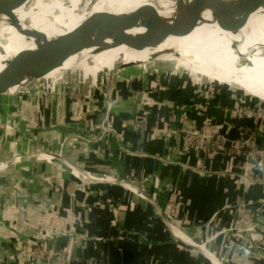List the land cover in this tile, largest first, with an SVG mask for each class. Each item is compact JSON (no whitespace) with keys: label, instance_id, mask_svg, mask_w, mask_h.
<instances>
[{"label":"crops","instance_id":"crops-1","mask_svg":"<svg viewBox=\"0 0 264 264\" xmlns=\"http://www.w3.org/2000/svg\"><path fill=\"white\" fill-rule=\"evenodd\" d=\"M125 53L127 54L126 51ZM119 56L118 52L109 53L105 56V59L113 57L114 59H118ZM202 57L200 55L194 56L196 59L200 58L204 62L203 64L206 63V66L199 64L201 66L197 67V70L201 72L200 75L198 74V78H206V80L211 81L212 78H210V72L207 67H216L218 62H215L213 59L209 60L212 56ZM101 58H103V54H101L99 59ZM97 60L94 66L90 67V70H99L103 66H95L98 65L96 64ZM186 61L191 60L181 59L163 62L169 65L173 62L175 68L172 72L175 73L178 69H183L184 65L189 64ZM201 67L203 70L200 69ZM218 68H221V65ZM145 70L148 71L150 69ZM145 70L129 71L118 77L113 76V74L106 76V80L116 81V79H119L118 84L114 85L115 89L107 93L110 96V101L118 104V106L112 110L109 119L110 126L115 130L116 134L108 133L107 137L103 140H98L97 138L99 136L97 125L101 115L99 116L97 111V107L99 106L96 105L100 99L104 101L103 94H100L99 97H94V103L83 102L81 104L82 101H78V105L75 102H69L68 104H64L62 108L60 104L63 102V99H70L65 97L66 94L48 100L25 102L23 104L41 102L56 105L57 107L52 109L53 113L51 115L57 120L52 121L50 116H47V122L44 121L45 125H47L46 128H48L47 133L53 128L56 134L62 135V137L72 132L89 137L86 141L80 140L75 143L68 141L66 143V151L64 152L65 155L78 166L93 172V175L102 174L107 170L109 174L117 177L128 178L130 176L136 178L138 185L148 194H155L153 196H156L155 201L159 208L149 202H145L144 199H140L138 193L136 195L120 189L114 184L112 187L88 186V182L90 183V181L84 182L86 181L85 177L82 176L84 180L82 178H73L66 171L68 169L64 167L60 168L44 163H28L27 161H23L24 166L22 169L12 171L9 167L14 166L7 164L5 167H2V169L6 170V173L0 174V264H16V258V260L19 259L21 264L23 262L25 264H32L21 253L24 250L23 247L28 243L26 238L32 236L37 230H56L58 234L67 232L73 234V236L62 235L53 242H48L49 245L54 246L58 250H68L70 254L82 257L80 262L72 261L69 264H210L204 256L193 252L191 249L173 240L159 212H162L169 220L172 218L181 220L186 225V229L184 227V230L190 236L196 238V234H200L204 226H209L211 222L215 223L212 218L216 211L220 213V216L216 219L221 222L222 226L227 225L232 219H237L238 213L243 208L241 204L242 198L249 201L250 205H246V207L251 209L254 221L259 226H264V182L262 184H260L261 182H258L259 184H247L248 187L243 186L242 188L239 184L240 182L236 179L235 182L228 179L229 183L221 176H199L191 171L182 170L180 163L185 162V160L194 161L193 156H186L185 158V155L182 154V140L176 141V139L169 137L168 144L167 140L152 137L150 134L151 129L154 125L158 127L159 120L169 121V116L163 115L162 110H157V107L153 108L155 106L153 100L163 98L162 101L168 102L169 99L173 98L176 99L175 103L177 105L185 104L184 106H187L188 98L191 96L188 87L192 84L183 80L180 86L167 84L168 86L152 92V85L148 80L150 76L143 72ZM183 70L188 72L187 68ZM212 70L211 72L213 73L220 72L215 68ZM248 75L242 80L245 83L243 85H240L238 80H232L233 77L228 76L229 83L226 81V85L239 87L244 92L243 99L247 100L243 105H247L248 109H255V106H252L251 99H258L264 103V94H262L264 93V86L263 89H259V93L256 94L255 92L254 94L252 84L255 83H253V79L258 80L256 82L258 85L259 78H251ZM129 79L130 83L128 84ZM232 81L238 82L237 85H234ZM169 82H171V79ZM172 83H174V79ZM129 87L130 89H128ZM134 88L142 90L143 102H139V105H143L145 109H149L151 114L150 121L147 124L140 125L137 128L138 130L134 128V124L131 122L133 114L127 109L131 104L134 105L135 98L130 96V90ZM153 88H156V86L153 85ZM225 103L222 101L220 105H224ZM93 105L96 108L93 109L94 112L90 110V107H93ZM243 105L241 104L242 107ZM140 106L139 109H141ZM214 111L216 114L222 115L223 121L226 118L228 123L233 124V128L229 129V133L233 130L235 136L241 134L242 130L245 131V134L252 132V130L253 132L256 131L257 143L261 149H264V124L258 123L252 125L249 123L251 126H248L247 123L242 122L241 118H235V115L233 116V121H231L227 117L228 114H224V112L216 108ZM10 112L11 108L0 106V119L9 116ZM184 118L185 116L176 118L174 122L182 124V119ZM188 118L194 119L192 111H189ZM195 120L197 121V119ZM215 121L217 120L215 119ZM247 121L249 120L247 119ZM2 125L4 124H0V126ZM159 126L157 128L159 131L167 129L164 126ZM173 126L175 127V125ZM11 145V141L5 144L4 148L0 151V157H8L11 151H13ZM168 145L171 146V150L169 151L166 149ZM122 147L130 151L127 150L125 152L124 148L122 151ZM53 149H59V144L55 143ZM47 152L50 151L47 150ZM254 155L256 161L260 162H257L255 166L250 165L251 167L247 169L255 172V178L264 180V158L256 154ZM238 160L239 162L235 164L236 170L240 167V161L242 162L241 157H238ZM163 163H170V165ZM197 163L202 165V167L208 165L206 168H210L207 162L206 165H203L202 162ZM225 166V164L221 166L217 163L213 168L222 171L225 169ZM33 167L39 168L42 175H47V177L52 179V183L56 184L58 188L55 186L51 187V184L36 179V175H33L28 170ZM8 170H10L9 173H7ZM55 170L58 171L56 172ZM18 171H22V173L20 174ZM18 175L22 179L20 178L19 182L12 183L11 185L10 179H16ZM249 175L253 177V174ZM102 178H105V181H107L106 179H111L107 175L102 176ZM74 179L81 181V186L88 189V191H85L87 195L75 190V192L71 193L73 197L71 196L67 189L71 187L72 182L75 183L76 180ZM155 181L159 183L158 187L163 190L162 193L156 191L158 187L155 186ZM104 183L103 181L99 184ZM231 184H234V186ZM236 184L238 185L236 186ZM6 185L11 186L6 188ZM129 188L131 189L132 187ZM165 190L170 192L172 190H179L182 195L185 194V199H183L186 204L185 210L181 211V213L177 212V209L170 204V195ZM96 199H98V205L95 203ZM177 199L178 197H176ZM77 201L82 205L84 204V208L87 205L88 211L85 212L83 208L80 209V205L76 203ZM238 201L239 203H237ZM227 203L233 204L234 207L230 211L221 212L220 208ZM92 238H101V240L91 241L90 239ZM202 239L203 237H201ZM217 244L211 243L210 249L218 252L219 246ZM252 247L248 249H252ZM258 247L262 251L247 252L250 256H247L245 253L238 256L232 254V252H228L224 257L222 255V260L226 262L228 259V264H264V241ZM207 251L211 258H213L210 250L208 249ZM217 255L220 256L219 254ZM246 257L249 258L247 259ZM86 259L91 262L85 261ZM33 264L46 263L37 261Z\"/></svg>","mask_w":264,"mask_h":264},{"label":"rangeland","instance_id":"rangeland-1","mask_svg":"<svg viewBox=\"0 0 264 264\" xmlns=\"http://www.w3.org/2000/svg\"><path fill=\"white\" fill-rule=\"evenodd\" d=\"M59 1H62V0H59ZM169 1H174V0H169ZM92 2L93 0H82L79 5L78 11L79 12L85 11L86 9L89 8V5H91ZM68 5L69 3L65 2V6L67 7ZM112 11L115 13H123V11H126L125 13L129 12L127 11L126 8L120 5L113 6ZM251 32H254V31H251ZM253 37H255L254 39H256L259 42L260 41L264 42V31H255V34H253ZM51 41L52 40L49 39L46 42V44H43L42 46H39L37 48H43L47 46L48 43H50ZM116 52H118V54L120 55H123L124 61L129 62V59L131 56L128 54V52H127V55L125 54V51L123 50L116 51ZM109 53L113 54L115 52L106 51V53L103 55V58L97 60L96 64L98 65H95V66H99V65L111 66L117 59H114L113 57L110 60L109 59L106 60L105 56H107ZM200 56L201 57L203 56L202 58H204L205 56L206 57L212 56V58L209 57L210 58L209 60L213 59L215 60V62H218L216 67L210 66V65H209L210 67H207V69L210 72V78H212L211 81L206 80V78H201V77L198 78V74L200 75L201 72L197 70V67L201 66L199 64L204 63L200 60V58L198 60L190 59L191 61H186L189 64L184 65L183 69L187 68L188 72L183 69H178L175 73L172 72L173 69L164 70V71H155V70L154 71L145 70L146 72L143 71L144 73L149 74L148 76H150L148 80L150 84L152 85V88H151L152 92H154L155 90H159L160 88L162 89L164 86H168L169 84L172 86H177V85L180 86L183 80L192 84L190 87H188V90L190 91L191 96H189L188 98L187 106H184L185 104L177 105L175 103L176 99H173V98L169 99L168 102L162 101L163 98L153 100L155 102V106L153 108L157 107L156 108L157 110H162L163 115L169 116V121L165 122V121L159 120L158 127H160L159 125H161L167 129L163 131H159L157 129L158 127L154 125V127L151 129L150 134L152 135L153 138L167 140L166 142L168 144H169L168 140H170V138H174L176 139V141L182 140V151H183L182 154L185 155V158L186 156H190V157L193 156L194 161H195V162L194 161L191 162L189 160H185V162L180 163V167L182 170H185V171L191 170V172H193L194 174H198L197 172L199 170H205L206 173H204V175H207V176L214 175L218 177L221 176L225 178L226 182H229L228 179H231L232 182H235V179H236L240 182L238 183L242 186V188L243 186L248 187L247 183H245L244 180H240L239 175L242 174V172H244L243 168H245L246 172H248L249 174H253V178H252L253 180L260 179L257 177L255 178V172H253V170L251 169L248 170L247 168L248 167L250 168L251 167L250 165L255 166L257 162H260V161H256L254 154L258 155L261 158H264V149L263 148L261 149L257 143V136H256L257 132L256 131L253 132L252 130V132L245 134V131L242 130L241 134H237L236 135L237 137H236L233 134L234 133L233 130L231 131V133H229V129L233 128L232 127L233 124L228 123L226 121V118L224 119L225 121H223L221 117L222 115L220 116L218 115V113L216 114L214 109L215 108L219 109L221 112H224V114H228L227 117H229L231 121H233V118H234L233 116L235 115V118H238V117L241 118L242 122L247 123L248 126H251L249 123H251L252 125L258 124V123L264 124V103H261L258 99L256 100L251 99L252 106H255V109H248L247 105H243L245 101H247L243 99L244 92H242L241 89L237 86L226 85L227 83H229L228 82L229 79H227L228 76L232 77L234 75L236 77L240 75L241 73L243 75L249 74L248 76L251 78H259L258 85L254 86V84L250 83L252 84V86H254L253 87L254 94L255 92L257 94L259 93V89L260 90L263 89L264 73H261V72L259 73V72L253 71L252 69L245 68L248 64L246 66H243V65L238 64L233 59H228L227 57H223L221 55L200 54ZM5 62H8V61L0 59V71L4 68L6 64ZM219 64L221 65V68H218V66H220ZM203 66H206V63L203 64ZM214 68L218 69L217 71H220V72H214V73L211 72L213 71L212 69ZM200 69H202V67ZM170 79H171V82H169ZM173 79H174V83H172ZM232 80H235V79H232ZM240 81H239L240 85L245 84L241 79ZM232 82H235V81H232ZM255 82H258V80L253 79V83ZM129 83H130V79L128 81V84ZM116 84H118V81L114 82L113 85L111 84V86H113L112 90L115 89L114 85L116 86ZM153 85L156 86V88H153ZM234 85H237V84H234ZM128 89H130V87ZM108 91L110 92V89H108V86L101 87L100 89H96L95 87H92V86L83 87V88L78 89L75 92L67 93L65 97L70 98V99L67 100L64 98L60 106L62 108L64 104H68L69 102H75L76 104L79 105L78 101L79 102L82 101L81 104H83V102L94 103L95 102L94 97H99L101 93L107 94ZM130 96L132 98H135L134 105L131 104V106L128 107L127 109H129L128 111L133 114V119L131 120V122L132 124H134L133 125L134 128L138 130L137 128H139L140 125L147 124L150 121L151 114H150L149 109H145L143 105L141 106L139 105V102H143L142 101L143 93L140 88H136V89L134 88L130 90ZM88 97H90L91 99ZM171 97H173V95H171ZM171 100H174V101H171ZM222 101L226 103L224 105H220ZM241 104L243 105V107L241 106ZM261 104L263 105L261 106ZM96 105L99 106L97 107L98 108L97 111L99 113V116L101 115L99 118L100 120L98 121V125H97V129L99 130L98 133L100 137H97V138L98 139L101 138L100 140H103L107 137V135L103 136L101 129L102 127H107V126L111 127L109 119L112 114V110H114L118 106V104L109 103L107 105L104 103L102 99H100V101H97ZM139 106L141 107V109H139ZM55 107L57 106L49 105V104H45L41 102H34L30 104L29 103L21 104L17 108H11V112L9 113V116H7L6 118L3 117L2 119H0V124H4L0 126V151L4 148L5 144L11 141L12 150L18 153H22V152L31 153V151L35 153L37 150H40V149H50L48 150L50 151L48 152L49 154H58L60 152V149H53V148H54L55 143L56 144L61 143L64 136L62 137V135L56 134L53 128L50 132L47 133L48 128H46L47 125H45V122H44V121L47 122L46 120L47 116H50L52 121L57 120L54 116L51 115L53 113L52 109ZM77 108L79 109V107ZM256 108H259V109H256ZM93 109H96L94 105L93 107L92 106L90 107V110L94 112ZM253 110L254 111L259 110L262 113L258 118L250 117L248 112L253 111ZM189 111H192L193 113V116H194L193 120L191 118H188ZM182 116H185V118L182 119L183 120L182 124L174 122L176 118H181ZM195 119H197V121ZM215 119L217 121H215ZM247 119L250 122L247 121ZM173 125H175L176 128ZM71 135H76V133L72 132ZM167 137L168 138L170 137V138L168 139ZM203 137L206 138L205 141ZM85 139L87 140L89 139V137L87 136L85 137ZM73 140L75 143L76 142L75 138L68 139V141H73ZM86 140H82V141H86ZM244 140L250 141V147L248 150L250 154L248 155H244L246 154V151L244 149H240L233 143L235 141L242 142ZM122 148L126 150L125 152L129 150V149H126L125 147H122ZM166 149L167 151L171 150V146L168 145ZM238 157H241L242 162L240 161V167L237 168L236 170L235 164L236 162H239ZM246 160H252V161H249V163H246L245 162ZM197 162H202L203 165H206L208 163L210 168L209 169L206 168L208 167V165H206V167L205 166L202 167V165H199ZM217 163H219L221 166L223 164L226 165L225 169L222 170L223 172L213 168V166H216ZM163 164L170 165V163H163ZM79 167L82 168L81 166ZM190 167H192L193 169L191 168L188 170V168ZM82 169L89 171L88 169H85V168H82ZM28 170L29 172L31 171L33 175H36V179L42 180L45 183L47 182L51 184V187L52 186L57 187L56 184L54 185L52 183L53 182L52 179L47 177V175L46 176L42 175V172L39 170V168L33 167ZM55 171L57 172L58 170H55ZM67 171H69V173L71 174L73 178H76L73 176V173L70 172L71 170H69V168ZM213 172H216V173L213 174ZM18 173L21 174L22 171H18ZM103 173L109 174L107 170L104 171ZM20 178L22 179V177L18 175V178L10 179V184L12 185V183L19 182ZM111 179H106V180L107 181L109 180L108 182L110 183L112 182L114 183V181H116L115 179H112V180ZM74 180L76 181L75 183L73 182L71 183L72 188L71 187L68 188L67 191H69V193L71 194L75 192V190H78L80 192H83L85 195H87L85 191H88V189H86L85 187L83 188V186H81L82 182L77 179H74ZM126 180L138 186V183H137L138 180H136V178L128 176ZM98 181L103 182L105 181V178H100ZM116 182L120 183L121 181H116ZM229 183H227V185ZM243 184H246V185H243ZM11 185H6V188ZM114 185L116 184L114 183ZM231 185L234 186V184H231ZM237 185L238 184H236V186ZM116 186H119V185L117 184ZM156 191L162 193L163 190H161V188L158 187ZM167 191L168 190H165V192L168 195H170V198H169L171 200L170 204L175 209H177V212L181 213V211L185 210L186 204L184 203V200H183L185 199V194L182 195L181 191L179 192V190L178 191L172 190L173 192L172 191L167 192ZM177 193L178 195L176 196ZM71 196L73 197L72 194ZM176 197H178L177 200H176ZM248 202L249 201L242 198L241 204L243 208L241 210V214L251 213V209L249 207H246V205L247 206L250 205V203ZM76 203L80 205V209L83 208L85 212L88 211L87 205H86L87 207L85 206L84 208V204L82 205L79 201H77ZM95 203L97 205L99 204L98 199L95 200ZM237 203H239V201ZM232 207H234L233 204L227 203L223 207L220 208V211L221 212H225L228 210L230 211ZM239 214L240 213H238V215ZM219 216H220V213L216 211V213L213 214V218H212V220H214L215 223L211 222L209 226H204L202 229L203 231L200 233L201 235L197 232L198 234H196V238L198 237L197 239L200 238L199 240H201V237H203L201 242H205L207 239H212L210 241L211 243L213 244L218 243L217 245L219 246V250L218 252L217 251H214V252L220 255L221 260L223 259L224 255H227L228 252L229 253L232 252V254H236L238 256L244 253L247 256H250L249 253L252 251H256V250L262 251L261 249H258L260 248L258 246L260 245L261 242L264 241V226H259L258 224H256V222H254V219L252 221H250L251 219H249L247 222L244 221L242 225L237 223V219H234V220L232 219L231 222L229 221L230 223L228 222L227 225L222 226L221 222H219L216 219ZM255 224L256 226L254 227ZM185 226L186 225L182 222V227L184 228ZM243 230H245L246 232H243ZM259 234L261 235L260 237H259ZM224 236H225V239H224ZM253 237H256L254 241L251 240V238ZM251 246H253L252 249H248ZM207 248L210 250V252H212V250L210 249V245ZM240 251H243V252H240ZM211 260L213 261L212 263L215 262L214 257L211 258ZM227 260L226 262H224V260L222 261L224 264H228Z\"/></svg>","mask_w":264,"mask_h":264},{"label":"water","instance_id":"water-1","mask_svg":"<svg viewBox=\"0 0 264 264\" xmlns=\"http://www.w3.org/2000/svg\"><path fill=\"white\" fill-rule=\"evenodd\" d=\"M115 3L116 0H112L111 6ZM156 5L141 6L128 13L92 12L68 33L54 37L47 46L17 54L0 72V106L17 108L25 102L56 98L83 87L114 83L115 80H106L107 75L118 77L133 70L174 69L173 62L170 65L165 64L163 60L154 57L145 61L126 62L123 55H120L111 67L102 66L95 71L90 70V67L94 66L101 54L104 55L106 51L117 47L141 52L159 45L169 36L187 35L205 22V14L210 16V21L219 29L230 33L241 30L255 12L261 10L264 14V0H174L169 4L171 14L166 15L167 17L160 14ZM18 6L15 0H0V12L10 13ZM87 11L88 9L85 10ZM137 28L143 29V32L131 35L130 32ZM34 36L37 41L41 40L39 35ZM243 39L244 35H241L238 41L231 45ZM170 53L176 55L175 51ZM63 143L62 140L59 144L58 154H49L40 149L35 153L31 152L32 157L24 160L28 163L67 167L77 175L89 179L88 185L91 187L101 186L92 178L93 172L80 168L65 155ZM26 153L28 152L14 153L10 157L21 159ZM34 156L39 158H33ZM6 158L0 157V161ZM130 185L132 188L126 191L147 197L159 208L152 195L139 185ZM159 213L174 241L199 253L213 264L210 258L191 242L176 236L174 225L162 212Z\"/></svg>","mask_w":264,"mask_h":264},{"label":"bare ground","instance_id":"bare-ground-1","mask_svg":"<svg viewBox=\"0 0 264 264\" xmlns=\"http://www.w3.org/2000/svg\"><path fill=\"white\" fill-rule=\"evenodd\" d=\"M15 1L18 2L19 6L12 12H0V59L6 61H10L13 57L22 52L37 49V47L46 44L49 39L53 40L54 37L62 36L68 33L92 12H113V6L116 5H120L126 8L127 11L132 12L141 6H152L153 4H157L156 6L159 9L161 15L166 16L171 14V6L169 5L171 1L169 0H116V3L112 4L113 6H111L112 0H93L91 5H89L87 12L78 11L82 0ZM65 2L69 3L67 7L65 6ZM125 12L126 11H123V13ZM204 18L205 22L200 24L196 29L192 30L187 35H183L181 37L169 36L159 45L146 48L144 51H129L125 47H117L111 51L116 52L123 50L128 52V54L131 56L129 62H133L135 60L145 61L151 57L163 61H174L181 59H196L194 56L200 54L221 55L223 57H227L228 59H233L240 65L246 66L248 64L245 68L252 69L253 71L259 73H264V42H259L254 39L255 37H253L255 31H264V14L261 10L252 14L249 17L246 25L241 30L234 33L225 32L219 29L210 21V16L208 14H205ZM142 32L143 29L137 28L131 31L130 34L136 35ZM34 35H39L41 40L37 41V37ZM241 35H244V39L241 42H236L234 45H231L233 42L238 41ZM171 51H175L176 55H172V53H170ZM4 68L2 70H4ZM9 155H12V153ZM9 155L8 158L0 161V174L6 173V170H4V168L2 169V167H5L7 164L14 166L9 167L12 171L15 169H22L24 166V163L22 162L27 161L24 159L32 157L31 154H23L22 156L25 157L16 159L14 157L11 158ZM33 158H35V156ZM65 168L68 169L67 167ZM10 170H8L7 173H9ZM71 172L73 173L74 177L82 178V176L77 175L75 171ZM99 175L104 174H95L92 176V178L98 181L100 178H102V176ZM242 177L244 179H246V177L248 178L247 175ZM84 179L86 180L84 182L89 181V179L86 177ZM116 181H114V183L116 185L118 184L120 189L126 190L130 189L129 187H132L130 182L128 183L121 181L119 183ZM104 182L105 183L101 184V186H114L111 185L110 182ZM251 182L253 183V181ZM114 183L112 182V184ZM140 198H142V200L144 198L145 202L151 203L149 201L150 199H147L145 196H140ZM173 225L175 227L174 233L176 235L187 239L189 242H191V244L205 253L211 260V256L207 251L208 249L206 248V246L208 247L211 242H207L203 245L201 241L190 236V234H188L178 222L174 221ZM211 254L215 259L213 264H224L220 259V256H218L214 251H212ZM211 262L213 261L211 260Z\"/></svg>","mask_w":264,"mask_h":264},{"label":"built area","instance_id":"built-area-1","mask_svg":"<svg viewBox=\"0 0 264 264\" xmlns=\"http://www.w3.org/2000/svg\"><path fill=\"white\" fill-rule=\"evenodd\" d=\"M118 80H116L115 82H117ZM111 84L113 85V83H110V84H107V85H102V86H97V87L96 86H92V87H95L96 89H98L99 87H104V86L107 87L108 86V89H110V91H111L112 87H113V86H111ZM101 94H103V93H101ZM103 96H104V103L105 104L108 105L109 103H113L112 101H110V98H109L110 96H108V94L105 93V94H103ZM256 109H259V108H256ZM261 113L262 112L259 111V110H255V111L253 110V111H249L248 112L250 117H256V118H258L261 115ZM101 132L103 133V136L107 135L108 133H112L113 135L116 134L115 131H113L112 127H109V126L102 127ZM98 137H100V135ZM69 138H75V141L86 140L85 136L82 135V134H76V135L67 134V135H65L63 137V141H64V143H63L64 145L63 146H64L65 149H66V143H67ZM100 139L101 138H99L98 140H100ZM203 139L205 141L206 138L203 137ZM73 142H74V140H73ZM233 143L237 147H239L240 149H244L246 151V154H244V155L250 154L248 152L249 147H250V141L249 140H244L242 142L235 141ZM44 150L47 151V150H50V149H44ZM123 150L124 149L122 148V151ZM124 151H126V150H124ZM11 153L14 154V153H17V152L11 151ZM249 161H252V160H246L245 162L249 163ZM191 168L192 167L188 168V170L191 169ZM243 170H244V172H242V174H240L239 177H240V180H244L245 183H247V184H255V183H258L259 181H261V183L264 182L263 179H261V180L260 179L253 180L252 179L253 177L251 175H249L248 172L245 171V168H243ZM197 173H198V175H203L204 176V173H206V171L205 170H199ZM102 174L107 175L108 177H110L112 179H116V180H119V181H122V182H128L129 183V181H127L126 178H121V177L119 178L117 176H114V175H111V174H107V173H102ZM244 175H247L248 178L246 177V179H244L242 177ZM251 181H253V183ZM155 185H157L156 187H158L159 183L156 182ZM88 186H90V185H88ZM153 195H155V194H153ZM155 197L156 196H153V198H155ZM139 198H140V196H139ZM140 199H142V198H140ZM249 219H251L250 221H252L254 219L252 217L251 213H249V214H241V212H240V214L238 215V218H237V223L242 225L244 221L247 222ZM174 221L178 222L179 225L182 227L181 220L174 219V218H172L170 220V222L172 224H173ZM256 224L254 225V227L256 226ZM243 232H246V231L243 230ZM62 235L73 236V234L70 233V232H67V233H64V234H58L56 232V230H50V231L37 230L32 236H30L29 238H26V240H28V243H27L26 246L23 247L24 250H23V252L21 254L24 255L25 257H27V259L30 260L29 262H32V264L37 262V261L38 262H43V263H46V264H69L72 261L80 262V260L82 259L81 256L77 257L75 255L70 254L68 252V250H58L54 246L48 244V242H53L56 238H59ZM260 236L261 235L259 234V237ZM255 238L256 237H253V238H251V240L254 241ZM90 240L91 241H93V240L94 241H98V240H101V238H92ZM211 240L212 239H207L205 242H201V243L206 244L207 242H209ZM199 241H201V240H199ZM16 259H15V263L16 264H21L19 262V259L18 260H16ZM85 261L88 262L89 260L86 259ZM89 262H91V261H89ZM23 264H25V262H23Z\"/></svg>","mask_w":264,"mask_h":264},{"label":"trees","instance_id":"trees-1","mask_svg":"<svg viewBox=\"0 0 264 264\" xmlns=\"http://www.w3.org/2000/svg\"><path fill=\"white\" fill-rule=\"evenodd\" d=\"M125 54H126V53H125ZM126 55H127V54H126ZM247 73H248V72H247ZM240 75H241V76H240ZM240 75H238V76H236V77L233 75L232 77H233V79L240 81V79H241V80H244V77H246L248 74H244V75H243V74H240ZM242 78H243V79H242ZM236 82H237V81H236ZM237 83H238V82H237ZM237 83L234 82L233 84H237ZM255 85H257L256 82H255L254 86H255ZM254 86H253V87H254Z\"/></svg>","mask_w":264,"mask_h":264}]
</instances>
